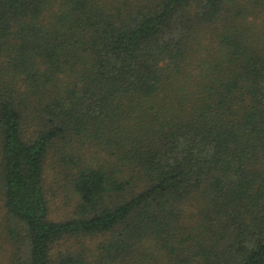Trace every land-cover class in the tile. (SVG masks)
I'll return each instance as SVG.
<instances>
[{
	"label": "trees",
	"instance_id": "trees-1",
	"mask_svg": "<svg viewBox=\"0 0 264 264\" xmlns=\"http://www.w3.org/2000/svg\"><path fill=\"white\" fill-rule=\"evenodd\" d=\"M0 202V264H264V0H0Z\"/></svg>",
	"mask_w": 264,
	"mask_h": 264
},
{
	"label": "rangeland",
	"instance_id": "rangeland-1",
	"mask_svg": "<svg viewBox=\"0 0 264 264\" xmlns=\"http://www.w3.org/2000/svg\"><path fill=\"white\" fill-rule=\"evenodd\" d=\"M56 184V183H53ZM56 187V185H54ZM58 187V185H57ZM56 187V193L52 197L53 203L51 205L52 218L62 219L66 217L67 211L71 209V206H66V195L64 194L63 187ZM1 204V202H0ZM3 209L0 207V228L3 227ZM10 246L8 241L4 238V235L0 232V262L6 260L7 255L9 254ZM5 263V262H4Z\"/></svg>",
	"mask_w": 264,
	"mask_h": 264
}]
</instances>
